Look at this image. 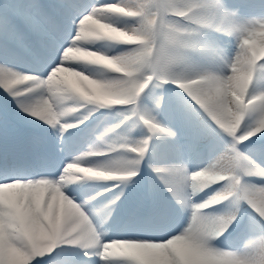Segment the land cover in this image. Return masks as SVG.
<instances>
[{
	"label": "snow or ice",
	"instance_id": "snow-or-ice-1",
	"mask_svg": "<svg viewBox=\"0 0 264 264\" xmlns=\"http://www.w3.org/2000/svg\"><path fill=\"white\" fill-rule=\"evenodd\" d=\"M240 13V6L227 0H0V53L42 65L37 75L0 62V89L22 112L61 134L99 109L120 106L123 117L67 164L56 163L73 151L61 143L38 148L37 170L13 175L0 167V264H264V165L241 150L257 141L264 145V89L254 90L264 76V16L245 19ZM215 33L231 37L234 47L227 50ZM69 48L111 63H89L99 69L93 72L66 59ZM60 66L91 82H58L53 73ZM206 83L217 86L210 95L200 92ZM165 86L182 101L175 117L192 141L205 139L214 125L229 137L227 150L216 163L191 172L182 163L149 165L180 208L190 212L186 225L155 237H110L106 228L113 227L114 206L124 196L121 185L134 183L154 137L177 135L153 114L163 97L154 99L152 89ZM117 93L120 98H114ZM74 114L81 118L69 122ZM137 127L145 134L132 139ZM75 164L118 178L99 179L111 187L76 202L83 186L69 187L78 180H68L65 171ZM208 172L217 179L204 189L219 184L220 190L197 203L200 191L193 192L191 176ZM104 193L112 198L95 207L92 202ZM221 204L222 216L204 214ZM241 204L251 210L243 247H216V237L243 221Z\"/></svg>",
	"mask_w": 264,
	"mask_h": 264
},
{
	"label": "bare ground",
	"instance_id": "bare-ground-1",
	"mask_svg": "<svg viewBox=\"0 0 264 264\" xmlns=\"http://www.w3.org/2000/svg\"><path fill=\"white\" fill-rule=\"evenodd\" d=\"M232 1H234V0H227L228 3H232ZM249 1H250V0L234 1V2H236L235 6H240V8H241V13H240V15L247 11V9H246V7H245L244 5L247 4ZM99 46H100V45H97V47H99ZM226 49H227V48H226ZM227 50H228V49H227ZM229 51H230V50H229ZM89 67H91V66H85V69H88ZM86 72H87V71H86ZM93 72H98V71H93ZM10 111H13V112L17 113V114H18L17 116L20 117L21 121H24V122H25V121H28L29 123H37V122H39L38 119H35V118L31 117L30 115H27L26 113L22 112V111L17 107V105L11 106ZM74 117H76L75 114L72 115V116H70V117H68L67 119L70 120V118H74ZM86 122H87V120H86L83 124H81V125H85ZM43 123H44V122H43ZM45 124H46V123H45ZM178 124H179V123H178ZM41 125H43V124H41ZM211 127H212V126H211ZM211 127H208V128H207V135H206V138L203 139V140H201L198 144L195 143V144H197L198 147L202 146L200 153H197V154H193V153H192V154H190V155L185 159V161H183L181 158H180V159H177V160H175L174 165H176V164H181V163H182L183 165H185V166L188 168L187 163L190 165L191 163H193V161H195V164H194V165H191V167H190V168H191V171H195L196 168L193 167V166H198V165H197V162H198V161L206 160V163H208V164H207V165H204V166H200L199 168H197V170L204 169V168H206L208 165L216 163V161L219 159V157H220L221 155H223V153L227 150V144L224 143V142H226V141L223 140V138H222L223 135H219V133L214 134V132L211 131V129H212ZM186 130H187V129H186ZM219 132H220V131H219ZM99 134H100V133H98L96 136H98ZM182 134H184L185 136L189 135L188 131H185V133H182ZM221 134H222V133H221ZM223 134H224V133H223ZM212 135H213V136H212ZM69 136H70V134H69L68 132H65V134H63L64 140H65L66 138H68ZM96 136H95V138H96ZM189 137H190V136H189ZM172 138H173V137H167V139H165V140H172ZM94 140H95V139H94ZM191 141H192L191 138H188L187 140H185L184 147H186V146L188 145V143H190ZM208 143H211V144H208ZM206 144H208V145H206ZM256 147H257V146L252 147V148L250 149L251 157H254V156H255V157H257V158H260V157H262V154H259V152L255 150ZM203 148L206 149V150L210 149V153H209V155L205 154L204 152L201 153V152L203 151ZM220 149H222V150H220ZM211 156H212V157H211ZM249 156H250V155H249ZM253 160H254V159H253ZM184 162H185V163H184ZM257 163H258V162H257ZM27 164H28V166L26 167V171L37 170V167L40 166V163L37 162V161L35 160L34 157L32 158V160L27 161ZM29 167H30L31 169H29ZM20 173H21V174H24V172H20ZM87 180H88V179H87ZM87 180H84V181H85V185L90 184V185H91V188L95 187V188H98V189H99V187L102 186L103 184H106V183H107L108 186H111V183H112V182L99 181V180H94V179H92L91 182H90V181H87ZM130 183H131V182H130ZM128 184H129V183H127L126 186H125L124 184L121 185V187L123 188V191H124V196H125V194H127V189H126V187L128 186ZM72 185H73V184H72ZM80 186H81V185H80ZM82 186H83V188H84V185H82ZM69 187H71V185H69ZM218 188H220V185H219V184H217V185H211V186H209L208 188L204 189L203 191H200L199 194H200V196L203 197V199H204V195H205V194H206V196L208 197V199H210L211 197H213V196L216 194L217 191H215V189H218ZM156 190L158 191V192H157V196H158V198L160 199V201H162V205H164L166 208H170V211L173 212L171 215H167V217L165 218V219H166L165 221L168 223V227L166 228V231H168V230H172V229H175V228L180 227L179 224L176 225V224H174V222H176V221L178 222V220H179L178 217H180V214H181L184 210L180 208V206L177 204L176 200L173 198L172 194L167 190V188L164 186V184H163L162 182L159 183V185H158V187H157ZM214 191H215V192H214ZM218 191H219V190H218ZM65 194H68L67 191H66ZM124 196H122L121 198H123ZM111 198H112V196H110V198H108V200L111 199ZM121 198H120L119 201L116 202V204H120V205H117L116 208H119V207L121 206V204H122V203H121ZM75 199H76V202H80L81 200H86V199H80V198H78V197H76ZM229 206H230V207H234L235 205H234V204H230ZM243 206H245L244 208L248 207L246 204H241V205H240V209H243ZM225 210H226L225 208L220 209V210H218V211L216 212V214L214 213V214H211V215H209V216H207V217H209V218H217V217H220V216L223 215V213L225 212ZM123 211H124L125 213H127V214L130 213V210H128V208H127L126 206H123ZM219 214H222V215H219ZM159 217H161V216H159ZM245 223H247V221H245L243 225H245ZM236 224H237V223H235V225H236ZM235 225L232 226V228H230V230H232L233 228H235V227H236ZM228 232H229V231H228ZM118 233L121 234V232H119V231H118ZM237 233H240V234H241L239 228H238ZM162 234H163V233H162ZM162 234H160V235H162ZM109 236H111V234H110ZM120 237H122V234L119 235L117 238H120ZM235 238H236V241H235V244H236L237 241L240 240V239H237L236 236H235ZM244 242H245V241L241 242V243L238 244L237 246L233 245V247H235V248H238V247H239V248H242Z\"/></svg>",
	"mask_w": 264,
	"mask_h": 264
},
{
	"label": "clouds",
	"instance_id": "clouds-1",
	"mask_svg": "<svg viewBox=\"0 0 264 264\" xmlns=\"http://www.w3.org/2000/svg\"><path fill=\"white\" fill-rule=\"evenodd\" d=\"M90 30H95L90 29ZM85 57H88L89 59H84ZM65 58L68 60H77L82 63V66L85 67L89 63H93L96 61H105L107 60L108 63H111V58L98 56L96 53L88 52L87 50L83 48H69L65 51ZM54 78L58 82H63L68 79H78L81 81V83L85 82H91L90 78L84 77L83 73L77 72L74 69L70 68H64L62 66L58 67L56 70H54L53 73ZM235 87H239V85H234ZM216 85L206 83L200 85V92L202 95H210L212 94L215 89ZM114 98H120V94L117 93ZM68 180H80V179H104V178H118L117 174L112 171H108L102 168L98 167H84L82 165H69L65 169ZM217 177L208 172V173H195L191 176L192 184L190 185L193 189V192H196L197 190L202 191L205 187L210 185L211 183L215 182ZM46 243V242H45Z\"/></svg>",
	"mask_w": 264,
	"mask_h": 264
},
{
	"label": "rangeland",
	"instance_id": "rangeland-1",
	"mask_svg": "<svg viewBox=\"0 0 264 264\" xmlns=\"http://www.w3.org/2000/svg\"><path fill=\"white\" fill-rule=\"evenodd\" d=\"M239 1H243V0H239ZM227 42H228V41H227ZM223 44H227V43H224V42H223ZM227 47H228V44H227L226 48H227ZM182 125H184V124H183V123H180V124H179L180 128H181ZM184 126H185V125H184ZM212 129H214V128H212ZM215 130H216V129H214V131H215ZM185 131H187V130H186V127L183 129V133H185ZM217 132H219V131L217 130ZM221 133H222V131L220 130V135H222ZM201 148H202V146H200V147H198V148H196V149H197V151H199ZM189 154H191V153H189ZM249 155H250V154H248V156H249ZM250 156H251V155H250ZM252 159H254V161L258 162V158H252ZM258 164H259V163H258Z\"/></svg>",
	"mask_w": 264,
	"mask_h": 264
}]
</instances>
